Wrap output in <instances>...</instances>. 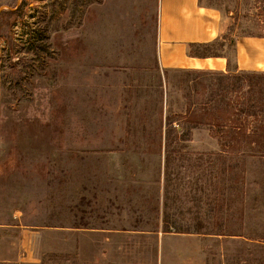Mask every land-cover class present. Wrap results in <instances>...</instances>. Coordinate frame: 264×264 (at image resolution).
<instances>
[{
  "label": "rangeland",
  "instance_id": "374dc122",
  "mask_svg": "<svg viewBox=\"0 0 264 264\" xmlns=\"http://www.w3.org/2000/svg\"><path fill=\"white\" fill-rule=\"evenodd\" d=\"M200 4L223 33L192 52L233 72V40L264 37V0ZM158 9L0 0V264H264V135L234 140L211 123L235 117L210 113L165 149L161 118L224 77L161 66Z\"/></svg>",
  "mask_w": 264,
  "mask_h": 264
},
{
  "label": "crops",
  "instance_id": "0c3cea01",
  "mask_svg": "<svg viewBox=\"0 0 264 264\" xmlns=\"http://www.w3.org/2000/svg\"><path fill=\"white\" fill-rule=\"evenodd\" d=\"M223 33L222 17L200 0H159L158 57L164 68L218 71H264V37L243 36L233 41L234 70L224 55H198L193 47L209 44ZM263 65L257 68L256 65Z\"/></svg>",
  "mask_w": 264,
  "mask_h": 264
},
{
  "label": "trees",
  "instance_id": "16d2710c",
  "mask_svg": "<svg viewBox=\"0 0 264 264\" xmlns=\"http://www.w3.org/2000/svg\"><path fill=\"white\" fill-rule=\"evenodd\" d=\"M200 45L209 46V44ZM216 74L223 76L224 82L218 81L215 90L211 89V98L205 105H202V108L194 103H189L185 106L183 114L171 113L165 115L164 120L161 118L160 142L163 136L166 150L172 144L182 145L184 137L188 136L189 138L191 128L201 123L205 116H212L215 113H227L228 117H235L233 125L223 124L221 120L211 123L212 127L221 131L228 128V131L233 134L234 140H238L240 136L249 133L251 137L252 135H264V71H238L234 73L216 71ZM230 93H234L232 99L229 97ZM195 117H200L197 122H195ZM218 119V117L217 119L214 118V120ZM163 126L164 132L161 130ZM170 228L171 221L168 214H165L163 230L170 231Z\"/></svg>",
  "mask_w": 264,
  "mask_h": 264
}]
</instances>
